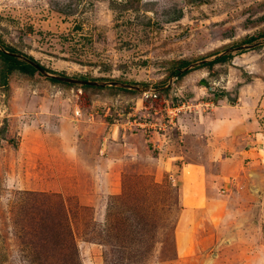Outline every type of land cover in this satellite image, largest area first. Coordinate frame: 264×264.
Instances as JSON below:
<instances>
[{
	"label": "rangeland",
	"instance_id": "rangeland-1",
	"mask_svg": "<svg viewBox=\"0 0 264 264\" xmlns=\"http://www.w3.org/2000/svg\"><path fill=\"white\" fill-rule=\"evenodd\" d=\"M0 40L138 87L0 82V264H264V109L215 114L258 99L264 0H0Z\"/></svg>",
	"mask_w": 264,
	"mask_h": 264
},
{
	"label": "crops",
	"instance_id": "crops-1",
	"mask_svg": "<svg viewBox=\"0 0 264 264\" xmlns=\"http://www.w3.org/2000/svg\"><path fill=\"white\" fill-rule=\"evenodd\" d=\"M255 64H257V63H255ZM258 67L260 68V70L258 71V74L256 73L257 77L253 76V78H255L254 80L251 79V81H247L246 83H244L240 87V94H239V98L241 97L240 100L242 101V99H243V101L246 102L244 104L249 105L252 103V101H253L252 98L254 97L251 92L253 89H256L258 99L256 100L254 107H252V109H249L248 111H246V110L242 111V109H244V107H242V109L239 107L236 108L234 103H232V104L231 103H224L223 105H220L219 107H217V111L215 113L218 116L217 118H221L220 116L225 117V119H222L223 120L222 124H220V126L221 125L225 126V128H223L222 131L228 130L229 126H235V125L240 124V123L242 125L246 126V125H253V123L258 122L257 118L250 119V117H251V115H254L253 113L255 111H258L259 108L262 107L264 109V61L263 62L259 61ZM250 78H252V77H250ZM256 79H258V80H256ZM237 110H240V112H243L242 113L243 116L239 117V113L237 112ZM230 115H231V117H229ZM236 115H237V117H235ZM244 120H248V121L245 123ZM194 177H195L194 175H190V178H194ZM187 178H189V175ZM197 192H201V189H200V191L197 190ZM182 235L183 234H181V236H180V240L184 244L188 238H187V235H184V236H182ZM218 249L219 250L216 253L219 256V255H221L220 253H223V251H221L222 248H220V247ZM180 252L181 251L178 249L177 250V255H178L177 258L181 257L182 253H180ZM83 262H84V260H83ZM87 262H88V264H93L89 257H88Z\"/></svg>",
	"mask_w": 264,
	"mask_h": 264
},
{
	"label": "trees",
	"instance_id": "trees-1",
	"mask_svg": "<svg viewBox=\"0 0 264 264\" xmlns=\"http://www.w3.org/2000/svg\"><path fill=\"white\" fill-rule=\"evenodd\" d=\"M252 40H254V38L250 37V38H247V40H245L244 42L250 43ZM0 42H1V40H0ZM2 46L4 47L5 50L8 51V52L0 51V82L4 87L7 86L8 77L13 71L17 70V71H20L22 73L31 74V75H33L34 73H38V70L33 65L28 63V61H27V59H30L33 61L32 57L27 56L26 59L19 58V57L14 56V55L9 53V52H16L15 48H13L11 46L4 45V44ZM239 51H245V49H239ZM227 58H228L227 53L219 55V56H215L212 60L201 63L200 66L209 65L210 67H212L213 64L218 63V62H223ZM187 64H188V61L179 62L178 64H176L177 67L173 70V73L176 76L183 75L187 71H184L183 73H181L182 72L181 68L185 67ZM49 80L57 81L56 79H53V78H49ZM87 86L88 85H82V87H87ZM0 131H5V127H3V128L1 127Z\"/></svg>",
	"mask_w": 264,
	"mask_h": 264
},
{
	"label": "water",
	"instance_id": "water-1",
	"mask_svg": "<svg viewBox=\"0 0 264 264\" xmlns=\"http://www.w3.org/2000/svg\"><path fill=\"white\" fill-rule=\"evenodd\" d=\"M0 45V50L4 51V52H8L7 50L4 49V47ZM10 54L17 56L19 58L22 59H26L25 57H22L20 54L16 53V52H9ZM28 63H30L31 65H33L40 73L44 74L45 76L49 77V78H53L56 80H61V81H65V82H69V83H73V84H78V85H101V84H105V85H115V86H122V87H131V88H135L138 89V87L136 86H131V85H127L124 83H119V82H97L94 80H87V79H81V78H72L70 76H61V75H55V74H51L48 73L40 64L27 59ZM185 69V68H184Z\"/></svg>",
	"mask_w": 264,
	"mask_h": 264
}]
</instances>
